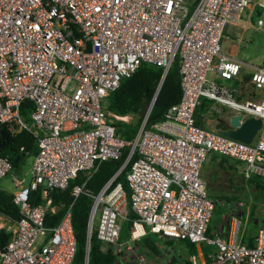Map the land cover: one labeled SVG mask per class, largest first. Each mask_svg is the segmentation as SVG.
Listing matches in <instances>:
<instances>
[{
	"label": "built area",
	"instance_id": "built-area-1",
	"mask_svg": "<svg viewBox=\"0 0 264 264\" xmlns=\"http://www.w3.org/2000/svg\"><path fill=\"white\" fill-rule=\"evenodd\" d=\"M251 5L264 9V0H0V123L12 134L29 130L37 146L27 183L12 176L17 216L0 264H70V207L80 192L90 198L82 264L92 232L114 263L152 264L138 243L151 232L194 245L195 253L180 264H264V225L250 245L238 234L239 216L229 217L225 233L207 231L213 198L201 175L205 155L214 151L243 161L245 172L264 183V99L235 97L224 80L244 62L220 46L225 22ZM253 27L264 28V20L257 18ZM173 59L178 100L151 127L144 112L130 139L116 134L113 120L125 115L104 108L106 93L141 62L159 66L161 79ZM245 65L253 86L263 87L264 53L261 63ZM202 97L258 117L251 140L199 125L194 109ZM25 98L32 102L28 119L20 112ZM124 146L120 166L95 191L86 187L98 163L118 157ZM128 160L125 189L116 175ZM9 169L0 155V176ZM78 171L84 178L71 185L70 202L55 224L46 225L45 214L55 209L48 189H63ZM37 188L43 201L33 203L30 191ZM129 209L134 215L120 239Z\"/></svg>",
	"mask_w": 264,
	"mask_h": 264
},
{
	"label": "trees",
	"instance_id": "trees-1",
	"mask_svg": "<svg viewBox=\"0 0 264 264\" xmlns=\"http://www.w3.org/2000/svg\"><path fill=\"white\" fill-rule=\"evenodd\" d=\"M160 77L161 68L159 66L153 63L141 62L131 74L120 78L118 85L113 90L106 93L103 104L106 110L117 115H130L129 119L115 118L113 120L116 134L125 139H130L135 133L148 105L149 109L145 123L146 126L151 127L154 122L161 120L169 106L178 100L180 87L176 59L172 60L163 77L161 79ZM158 82L159 85L155 90ZM31 106V100L25 98L21 101L20 112L25 119H28L27 111ZM36 148L35 138L29 130L21 128L12 134L5 128L3 123H0V155L10 162L12 169H17L26 157L33 155ZM126 151L127 146H124L118 157L100 161L95 170L87 178L85 186L95 191L120 166ZM128 164L129 160L116 175V180H120L125 189L127 187L124 172ZM83 178V171H78L75 177L69 180L63 189H48L46 196L50 199V205L55 206V209L45 214L44 223L46 225L51 226L57 222L72 198L70 194L71 185L73 183H80ZM11 197V192L0 188V214L15 218L17 216V207L12 202ZM29 199L33 203L43 201L40 188L30 191ZM89 203L90 198L80 192L70 207L71 225L75 239V251L70 264L83 263L84 246L86 243L85 219ZM133 215V212L129 209L126 218L121 220L120 239L128 235V228ZM9 236L10 230L0 227V249L6 243ZM156 236L157 239L163 240L162 248L171 245L173 240L180 243L179 246H175L173 253L168 252V264H180L182 261L187 262V255L195 253L194 245L187 239L176 237L164 238L157 234ZM157 239L152 237L151 232H148L139 239V243H142L146 250L157 253V243H159ZM246 243L252 244V235L247 238ZM114 262L115 256L109 250L104 251L100 248V241L92 232L88 240L87 264H113Z\"/></svg>",
	"mask_w": 264,
	"mask_h": 264
},
{
	"label": "rangeland",
	"instance_id": "rangeland-1",
	"mask_svg": "<svg viewBox=\"0 0 264 264\" xmlns=\"http://www.w3.org/2000/svg\"><path fill=\"white\" fill-rule=\"evenodd\" d=\"M257 18L264 20V9L251 5L250 7L242 8L241 11L236 14L234 20L225 22L221 32V49L226 51L227 47L231 46L236 58L249 64L261 63V56L264 53V28L255 29L253 27ZM104 102L105 99H103V103ZM129 118L130 115H125L124 119ZM30 162L31 156H28L17 169L11 168L4 175L0 176V188L12 192L14 190L12 183L13 175L21 177L22 183H27L29 180ZM250 169H252V167ZM207 191L213 198L210 224L218 220L220 223H223L224 219L229 218V216L233 214L241 215L243 212L241 205H243V203L245 204V202H248L250 205V213L247 218L244 238L251 235V230L255 228V224L264 223V183L257 173L250 172L249 179L240 176L237 180L232 177L230 181L210 183L208 184ZM7 224V219L1 216L0 227H5ZM225 224L226 222L224 225ZM151 234L152 237L157 239L156 234ZM136 242L137 241H135V243ZM157 242H159L157 243L158 252L153 253L146 250L143 244L139 243L138 240L148 260L158 264H168V252L173 253L175 251V246H179L180 243L173 240L171 245L162 248L163 240L159 238ZM205 248H210V246H206Z\"/></svg>",
	"mask_w": 264,
	"mask_h": 264
},
{
	"label": "crops",
	"instance_id": "crops-1",
	"mask_svg": "<svg viewBox=\"0 0 264 264\" xmlns=\"http://www.w3.org/2000/svg\"><path fill=\"white\" fill-rule=\"evenodd\" d=\"M225 52L235 56L233 52V48L231 46H228ZM243 62L244 65L241 66L238 74L230 79L224 80V82L234 88V95L237 99L240 100L264 99V86L260 88L253 86V84L249 80V68L248 66L245 65V63L247 62L245 61ZM232 112L233 110L231 108L225 107L217 102L202 97L200 98L199 103L196 105L194 109V117L196 122L202 127L214 129L215 123H217L218 121H225L227 119L228 114ZM245 169H246V165L243 161L226 154L210 151L205 155L204 160L201 164V175L204 177L206 184L208 186V184L210 183L212 184L219 181H230L232 177H234L236 180L240 178V176L249 179L250 174L246 173ZM241 206L243 211L242 214L241 215L237 214L235 216H239L241 219L238 233L240 234L241 238L246 241L249 236L244 238V231L247 226V218H248V214L250 213V209H249L250 205L248 204V202H245V204L243 203V205ZM1 216L7 219L8 224L5 225L4 228L9 230L8 227L12 225V221H11L12 218L5 216L3 214H0V217ZM232 216H234V214L229 217L231 218ZM226 219L223 220V223H220L218 220L217 222H212L210 224V218H209L207 231L209 233H215V232L225 233L226 231L225 226L229 218ZM225 222L226 224L224 225ZM260 225H264V223L255 224V228L251 230L252 232L251 235H253L256 228ZM150 262H152V264H158L155 263L154 261H150ZM114 264H123V263H114Z\"/></svg>",
	"mask_w": 264,
	"mask_h": 264
},
{
	"label": "water",
	"instance_id": "water-1",
	"mask_svg": "<svg viewBox=\"0 0 264 264\" xmlns=\"http://www.w3.org/2000/svg\"><path fill=\"white\" fill-rule=\"evenodd\" d=\"M149 105L146 111H148ZM260 119L254 116L242 117L238 112H232L228 114L225 121H218L214 124V129L218 132L230 136L235 139L249 142L252 138L253 133L259 127Z\"/></svg>",
	"mask_w": 264,
	"mask_h": 264
}]
</instances>
